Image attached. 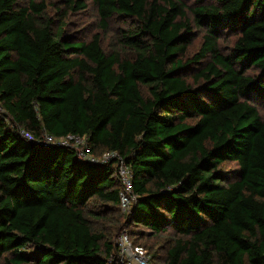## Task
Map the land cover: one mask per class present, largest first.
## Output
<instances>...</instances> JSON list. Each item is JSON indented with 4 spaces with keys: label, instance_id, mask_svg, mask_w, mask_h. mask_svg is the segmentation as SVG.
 <instances>
[{
    "label": "trees",
    "instance_id": "1",
    "mask_svg": "<svg viewBox=\"0 0 264 264\" xmlns=\"http://www.w3.org/2000/svg\"><path fill=\"white\" fill-rule=\"evenodd\" d=\"M90 1L104 29L114 16L132 23L119 50L97 34L69 40L45 0H0V262L125 264L97 224L120 210L116 159L36 141L70 134L130 165L135 198L116 230L171 231L163 264H264V0H195L204 34L185 61L181 0ZM227 31L239 35L224 54Z\"/></svg>",
    "mask_w": 264,
    "mask_h": 264
},
{
    "label": "rangeland",
    "instance_id": "2",
    "mask_svg": "<svg viewBox=\"0 0 264 264\" xmlns=\"http://www.w3.org/2000/svg\"><path fill=\"white\" fill-rule=\"evenodd\" d=\"M185 7V17L190 24L192 30V41L187 48L186 54L183 56V61L186 58H190L192 55L199 51L202 43V37L204 29L199 27L194 20L191 7L196 6L195 0H181ZM45 12L46 17H50L53 20V25L57 29H61L69 40H81L89 41L97 34L101 38V46L106 52H115L119 50L117 36L120 31L131 28L130 20H125L117 16L112 17L107 24V28H103L100 23L97 9L95 5L86 0V8L82 10H73L68 8L67 3L64 0H45ZM238 33L224 32L218 40V49L222 53H228L232 48L235 40L238 37ZM124 54L129 55L128 51H123ZM204 65H199L197 68L189 70L185 77L187 78L191 86H196L198 82L195 75L199 73V70L203 69ZM250 75H256L259 70L256 68H250L247 71ZM257 108L261 115L264 114V102H258ZM238 168V165L232 161H226L221 165V169L226 171L229 175ZM126 213H122L118 207H115L108 215L106 220H99L98 225H101L106 233L110 236L112 232L111 240L116 243V238L120 233L116 228L123 224L125 221ZM129 238L135 245H138L144 249L146 253L151 255L152 264H163L164 256L166 252V243L172 238L171 231L162 233L161 235H151L147 228L144 226H130L126 230ZM155 252V257L152 254ZM2 264V262H0Z\"/></svg>",
    "mask_w": 264,
    "mask_h": 264
},
{
    "label": "built area",
    "instance_id": "3",
    "mask_svg": "<svg viewBox=\"0 0 264 264\" xmlns=\"http://www.w3.org/2000/svg\"><path fill=\"white\" fill-rule=\"evenodd\" d=\"M25 137L32 138L31 134L22 131ZM43 144H60L70 146L76 151V156L80 160L91 162H106L108 159H116V177L120 185L119 189V206L122 213H127L135 198L132 189V173L130 165L125 163L119 154L115 151H104L96 154L90 148L86 136L67 135L64 137L55 138L47 134L36 140ZM117 257L125 264H150L151 255L146 253L144 249L132 243L126 231L121 232L116 238Z\"/></svg>",
    "mask_w": 264,
    "mask_h": 264
}]
</instances>
